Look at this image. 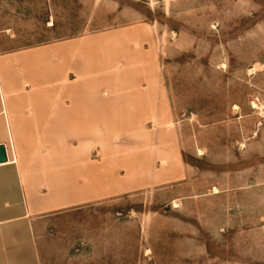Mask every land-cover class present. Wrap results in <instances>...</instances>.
Returning <instances> with one entry per match:
<instances>
[{"label":"rangeland","instance_id":"1","mask_svg":"<svg viewBox=\"0 0 264 264\" xmlns=\"http://www.w3.org/2000/svg\"><path fill=\"white\" fill-rule=\"evenodd\" d=\"M54 42L34 149L80 168L42 264H264V0H0L1 50Z\"/></svg>","mask_w":264,"mask_h":264},{"label":"crops","instance_id":"2","mask_svg":"<svg viewBox=\"0 0 264 264\" xmlns=\"http://www.w3.org/2000/svg\"><path fill=\"white\" fill-rule=\"evenodd\" d=\"M78 57L73 43L0 49V144L8 150V161L0 163V264H42L38 224L78 201L72 197L80 168L72 162L75 152L70 150V162H57L53 150L43 154L34 149L56 120L47 116L45 99L30 98L31 84L34 93L46 88L40 83L36 89L29 77L30 70H77ZM77 109L72 99L61 120L78 123Z\"/></svg>","mask_w":264,"mask_h":264},{"label":"water","instance_id":"3","mask_svg":"<svg viewBox=\"0 0 264 264\" xmlns=\"http://www.w3.org/2000/svg\"><path fill=\"white\" fill-rule=\"evenodd\" d=\"M8 161V154L6 151V145L0 144V163Z\"/></svg>","mask_w":264,"mask_h":264},{"label":"built area","instance_id":"4","mask_svg":"<svg viewBox=\"0 0 264 264\" xmlns=\"http://www.w3.org/2000/svg\"><path fill=\"white\" fill-rule=\"evenodd\" d=\"M6 151L8 152V150H7V146H6Z\"/></svg>","mask_w":264,"mask_h":264}]
</instances>
